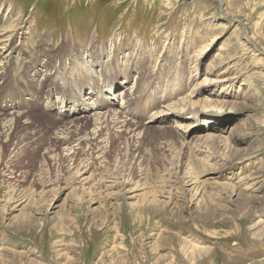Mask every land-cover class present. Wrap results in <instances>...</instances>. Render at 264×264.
<instances>
[{"label": "rangeland", "instance_id": "obj_1", "mask_svg": "<svg viewBox=\"0 0 264 264\" xmlns=\"http://www.w3.org/2000/svg\"><path fill=\"white\" fill-rule=\"evenodd\" d=\"M13 19L15 45L31 43L0 83V105L27 110L0 137V264H264V0H0V24ZM114 75L113 107L137 126L114 141L104 130L94 152L72 147L92 161L82 185V170L47 157L66 121L43 112L45 86L84 90L85 76L104 92ZM148 88L127 107L124 91ZM188 97L196 119L150 125L152 109ZM109 175L123 184L104 192Z\"/></svg>", "mask_w": 264, "mask_h": 264}, {"label": "bare ground", "instance_id": "obj_2", "mask_svg": "<svg viewBox=\"0 0 264 264\" xmlns=\"http://www.w3.org/2000/svg\"><path fill=\"white\" fill-rule=\"evenodd\" d=\"M21 31L22 30H21V27L19 26L18 20L13 19L9 24H8V21L6 22L5 20L4 21L2 20V22L0 24V83L5 82L8 79V77L11 76L10 73L12 72L13 65L14 64L17 65L18 64L17 60L20 59V56H22V53L26 52V50L24 49V47L26 46V43H31V41L27 40V38L25 36V38L22 37L24 42H21L19 45H15V41H17V39L20 38ZM220 50L222 51L223 48H220ZM216 55H218V53H216ZM196 57L199 58L198 52L196 54ZM212 61H213V59L211 60V62ZM211 62L209 64V69L210 70L216 69L217 67L215 68L214 64H211ZM221 63H224V62H221ZM39 71L40 70H34L32 73L33 77H31L30 80H24V81H30V82L34 83V81H37V79H38V78L34 79V76ZM127 74H129V73H127ZM90 75L93 76L92 73ZM218 75H220L219 76L220 78L214 79L213 82L221 83V82L228 81V80H230V81L233 80V82H234L237 80L236 76L235 77L234 76L228 77V76H225L224 73H222V72H218ZM221 75H222V77H221ZM105 78L106 79H103V80H105V82H106L108 79V83H104V85H103L104 92L102 91V86H101L102 84L100 85L98 82H94V83L88 82V81H86L87 78L85 76H82L79 80L81 85L83 84L82 86L84 87V90H82L80 88V90L77 91L76 90L77 86L71 85L73 89L72 88H65L64 86H62V87L59 86V88H58L59 92H58V91H56L57 88L55 87L56 84H54V79H52L51 76H50V79L48 82V87H47L48 89L47 90H46L47 85L45 86V91H48L49 99H45L42 101L45 103L44 106L42 107L43 112L46 114L47 112L55 110L53 117L55 119H61V120L66 121V122H63L64 125L59 127L60 128L59 131H57L58 127L57 128L55 127L53 132H52L54 134V135L52 134L53 135L52 136L53 144L59 149V153H54L50 150V151H47L48 152L47 157L51 160H55V162L59 161L60 164L63 167H65L67 170L76 168L75 169L76 173H78L80 170H82L83 172H81V174L80 173L78 174L79 179H80L79 182H83L84 180H86V178L82 177V175H83L82 173H85L86 169H89L88 165L92 161L89 162V160H90L89 157H88V159L86 158L84 160L79 159V158H75V157L74 158L70 157V155L75 152L72 150V147H74L76 145H79V148H82L83 146H85V147L88 146L89 151L94 152V149L98 148L100 146H102V148L107 147V144L104 145V142H105L104 139L105 138L104 137H102L101 139L99 138L102 136L104 130L107 132L109 140H111V139L113 140L116 137L119 138L120 135H124V133H126L125 135H127L128 134L127 133L128 127L130 125L133 124V125H135L134 127L137 126V124H135V122H133V120H129L128 118H126L127 115L125 114V112L128 115H132V112H130L129 110H127V111L117 110L116 109L117 107H113L114 105H116L114 102V98H112L108 95L110 93V91L113 90V85L122 84L123 82L117 81L115 75L111 78H109V77H105ZM81 81H84V82H81ZM206 81L208 82V79L203 78L201 83L204 84ZM60 83L65 84L62 81ZM80 83H78V84H80ZM126 83H127V81L124 84L125 85L129 84V83L128 84H126ZM67 84H69V82ZM198 84H199L198 82H195L194 87L198 86ZM87 86H88V88H92V89L86 90ZM149 86H151V85H149ZM115 87L116 86H114V88ZM130 87L133 88L134 87L133 84L130 85L129 87H125V90H130L131 89ZM136 87H137V85H136ZM201 87H203L201 89V91H202V93L205 94V96H206V94H212L214 92V89L212 86L204 84ZM123 89L121 92L124 91ZM148 91H149V88L146 91V93L143 91H138V94L134 98L133 97L128 98L127 91H124V94H125L124 98H125V103H126L127 107L130 105H132V107H133L142 97L146 96ZM0 93L2 94V92H0ZM140 95H143V96H140ZM115 96L119 97L118 94ZM190 96H191V94H190ZM43 97H47V93L43 94ZM154 97H155V99L153 101H156V96L154 95ZM26 98H29L32 101H34L32 98H35V97L26 96ZM208 100L209 99H207L206 97L205 98L203 97V99H200L199 101H202L204 104L205 103L208 104V103H210ZM3 101L5 103L0 105V137L6 138L10 134L15 136L13 128L15 127L18 120H19V122H21V118L25 117L27 110H22L21 108L20 109L16 108L12 111L13 107H16L18 105L11 103V101H9V99L7 98L6 95H4ZM13 101H20V97L18 98V96H15ZM176 101H178V102H173L172 104H169L163 110L152 109L150 112L151 117L149 116L151 120L148 121L149 123H151L150 125L159 124L158 126L163 128L166 126L160 125V123H164V122L168 121L169 119H174V120H176V122H175L176 124H174L173 127L180 129L182 127L181 123L179 124L180 121L185 120L188 117L192 118V119H196L195 116L194 117H192V115L189 116L188 115L189 112H187V111H190V108L194 107V105H195L194 102L191 100V98L188 97L187 99L185 98V99L176 100ZM179 101H180V103H179ZM182 101L183 102L187 101V102L182 103ZM20 102L22 103V101H20ZM21 103L19 104V106L22 105ZM180 104H182V105H180ZM183 104H187V107L186 106L184 107ZM196 105L201 106L202 104L198 103ZM135 107H137V106H135ZM204 108L205 107L199 108L197 113L207 114L208 112L204 111L205 110ZM89 110H92L90 114L88 113ZM98 111H100V114H101L100 116L95 115L97 113H94V112H98ZM71 114H72V116H70ZM91 116H93V117H91ZM134 118L137 119L139 117L136 114L134 116ZM79 119H83L80 127H78L79 125L76 124V121ZM98 120H100V121L98 122ZM87 123H89L91 126L93 124L94 125L96 124V126H99V127L95 131L94 130L90 131V130H87V128L85 126V124H87ZM94 125H93V127L96 128V126H94ZM73 126H75L76 129H72ZM183 128H185V127H183ZM118 129H120V130H118ZM134 129H136V128H134ZM131 130L132 129H129V131H131ZM86 133H88V134H86ZM125 137L128 138V135ZM50 138H51V136H50ZM10 139H11V137H10ZM47 146H48V144H47ZM0 150H1V147H0ZM74 150H76V149H74ZM17 151H19V148H17L13 152H17ZM100 151H102V150H100ZM106 152H107V150H103L102 154L100 156H98V158L102 159V161H105V157H104L105 154L104 153H106ZM96 163H97V166L98 165L101 166V161L96 162ZM107 163H108V161L103 162L102 166L106 167ZM176 166H178V164ZM102 172H105V171H102ZM185 173H187V172H185ZM115 176L109 175V177H111L112 180L109 181V179H108V182H111V183L108 185H105V184L101 185V188H105L104 192L106 191V189H109L110 187L111 188L117 187V189H118V187L122 186L123 183H121L119 181V178H117ZM104 180H106V179H104ZM80 184L84 185V182L80 183ZM135 188H136V185H135V187H133V186L128 187L126 191L128 193H132L135 191ZM199 249H200V247H198V246H192L193 251L197 252Z\"/></svg>", "mask_w": 264, "mask_h": 264}]
</instances>
